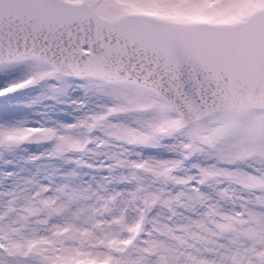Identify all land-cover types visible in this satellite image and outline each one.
Returning a JSON list of instances; mask_svg holds the SVG:
<instances>
[{
  "label": "snow or ice",
  "instance_id": "1",
  "mask_svg": "<svg viewBox=\"0 0 264 264\" xmlns=\"http://www.w3.org/2000/svg\"><path fill=\"white\" fill-rule=\"evenodd\" d=\"M0 264H264V0H0Z\"/></svg>",
  "mask_w": 264,
  "mask_h": 264
}]
</instances>
